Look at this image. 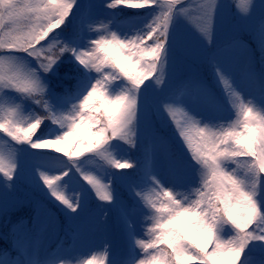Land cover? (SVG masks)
Masks as SVG:
<instances>
[{"label":"snow or ice","instance_id":"6c2138e0","mask_svg":"<svg viewBox=\"0 0 264 264\" xmlns=\"http://www.w3.org/2000/svg\"><path fill=\"white\" fill-rule=\"evenodd\" d=\"M0 134V264H264V0H0Z\"/></svg>","mask_w":264,"mask_h":264},{"label":"trees","instance_id":"16d2710c","mask_svg":"<svg viewBox=\"0 0 264 264\" xmlns=\"http://www.w3.org/2000/svg\"><path fill=\"white\" fill-rule=\"evenodd\" d=\"M133 11H135V10L134 9H126L125 12L121 15V19L130 16ZM254 59H255L256 67L259 68V61H260V54H259V52H256L254 54ZM216 90H217L218 93L220 92V90L218 88ZM224 114L227 115V116H229L230 118H233L234 117V115H232L230 112H226ZM0 135H2V134H0ZM63 147H67V146H63ZM45 151H47V150H45ZM58 154H60V153H58ZM25 155H27V154H25ZM25 155L22 158V162L24 161ZM135 156H136V154H135ZM132 157H134V156L132 155ZM29 158H30L31 163H32V158L30 156H29ZM65 159H67V158L65 157ZM24 165H25V167L27 169H29V167L27 166V164H24ZM81 183H83V184H85V186H87L86 185V182H84L82 180H81ZM21 187L25 191H28V186L26 184H22ZM89 195L92 196L93 200H95L94 193H89ZM29 215H30V209L28 207H23L22 209H20L15 214L16 218L27 217ZM10 227L11 226H9V229H10ZM4 232H5L4 221L2 219H0V249L4 248L6 246V243H7L2 238ZM96 236H98V237L105 236L106 238H108V241L106 239V242H109V243L113 244L114 246H118L121 243L120 236H119L118 232L114 228H110L107 233H98V234H95V237ZM63 237H64V232H63V228L61 227V229L59 230V232L58 233H55L54 237L51 240H49V242H47L46 246L50 250L52 249V246H54V248H55L58 244L61 243V239ZM95 237H92V239H94ZM65 243L66 242L64 241V246L66 247V244ZM76 251L79 252V248H77ZM73 257H75V255Z\"/></svg>","mask_w":264,"mask_h":264},{"label":"rangeland","instance_id":"374dc122","mask_svg":"<svg viewBox=\"0 0 264 264\" xmlns=\"http://www.w3.org/2000/svg\"><path fill=\"white\" fill-rule=\"evenodd\" d=\"M136 11V10H135ZM127 17L124 18V20L126 19ZM123 21V20H122ZM107 22V21H106ZM225 115V114H224ZM227 116V115H225ZM234 118V117H233ZM0 149H3L5 152L7 151V148L6 146L0 144ZM54 155H62V154H58V153H53ZM129 155H133L135 157V154L137 155V153L135 151H132L130 153H128ZM32 158V157H31ZM24 164H27V166L30 168L31 166V160L29 158V156L25 155L24 157ZM30 162V163H29ZM26 168V167H25ZM27 170V168H26ZM55 174V173H53ZM77 188H79V186L77 185L76 186ZM146 227V226H145ZM137 232L138 234H140L143 238H147L144 233H143V229L138 227L137 228ZM55 233L54 232H47L43 238V242L44 244L46 245L47 242H49V240H51L53 237H54ZM92 237H95V235H93ZM92 237L89 239V241L87 242V244L83 247L81 246H77V248H79V252H84L86 253L87 255L84 257V258H87L88 256H91L92 252H95V251H99L101 246H102V243L103 242H106V239L108 241V238H106L105 236H96L94 239H92ZM101 239V240H100ZM67 240H65L66 242ZM54 248V246H52V249ZM72 264H76V257H72Z\"/></svg>","mask_w":264,"mask_h":264}]
</instances>
